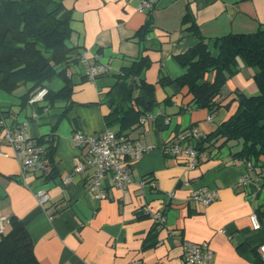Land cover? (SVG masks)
<instances>
[{"label":"crops","instance_id":"crops-1","mask_svg":"<svg viewBox=\"0 0 264 264\" xmlns=\"http://www.w3.org/2000/svg\"><path fill=\"white\" fill-rule=\"evenodd\" d=\"M141 1L63 0L72 10L73 41L89 61L105 64L108 71L88 79L80 62L73 65L74 104L63 116L65 102L31 120L27 115L33 113L32 106L7 117L13 124L27 120L33 139L52 133L57 148L52 161L56 175L47 177L50 166L22 174L12 147H0V215L8 218L3 233L9 230L10 217L22 220L40 264H184V240L208 241L216 264H264L258 250L264 243V186L256 180L255 196L246 195L238 182L246 173L245 163L232 158L224 146L188 167L181 154H164L160 147L170 140L191 144L188 133H208L225 120L236 102L211 115L206 108L189 106L192 94L187 88L169 97L172 88L158 82L162 73L174 78L185 72L174 56L198 41L195 34L181 30L185 12L192 14L209 50L216 54L217 37L264 29V0H154L152 8L140 11ZM149 18L150 29L140 39L137 31ZM144 55L149 65L139 76L154 84L149 96L155 102L154 117L145 126L139 124L130 137L143 139L154 148L132 163V182L124 193L105 183L106 196L96 198L86 187L85 172L64 184L62 178L72 169L73 156L78 153L71 141L74 126L93 133L106 128L103 115L108 107L88 103L98 102L115 83L116 75ZM254 84L248 67L241 66L226 81L218 100L233 96L235 87L254 93ZM62 85L55 77L47 88L57 90ZM19 103L18 96L0 90V108H15ZM145 175L151 184L140 186L138 181ZM199 187L215 191L207 205H197L190 198ZM37 188L49 193L46 205L38 203ZM145 207L160 212L163 222L155 225L151 215L140 216ZM253 212L259 215L258 229L250 221ZM152 229L157 242L148 246L145 241Z\"/></svg>","mask_w":264,"mask_h":264},{"label":"trees","instance_id":"trees-1","mask_svg":"<svg viewBox=\"0 0 264 264\" xmlns=\"http://www.w3.org/2000/svg\"><path fill=\"white\" fill-rule=\"evenodd\" d=\"M72 18V10L63 0H0V90L20 99L17 108H0V117L7 121L8 116L32 106L34 114L27 115L31 120L58 102H65L60 115L63 116L73 106L72 66L79 62L83 49L73 41ZM149 20L137 31L140 39L150 29ZM182 26V31L198 37L194 45L174 56L186 70L174 78L162 73L158 82L172 88L169 97L187 88L192 94L189 106L206 108L211 115L218 108H229L233 101L236 102L225 120L208 133L190 138L186 135L197 150L198 163L227 146L232 158L249 163L243 175L264 186V29L219 36L216 38L217 53L212 54L207 38L188 11L183 15ZM148 65L145 55L132 61L116 75L115 83L98 102L88 103L108 107L103 119L106 128L117 135L132 138L130 134L138 128L140 116L152 111L155 105L149 98L154 84L139 76ZM241 66L250 70L257 91L247 93L235 87L233 96L218 100L226 81L237 74ZM55 77H59L63 85L57 90L47 88L48 82ZM42 89V97L30 101ZM35 140L47 144L46 167L50 166L47 177L55 176L52 161L57 145L53 134L41 135ZM146 178L147 175L142 177ZM140 213V216L148 215L141 210ZM9 222V230L2 232L0 237V264H40L24 222L14 216ZM159 223L154 221L155 225ZM153 230L147 235L145 245L156 244ZM259 258L262 260L260 255Z\"/></svg>","mask_w":264,"mask_h":264},{"label":"built area","instance_id":"built-area-1","mask_svg":"<svg viewBox=\"0 0 264 264\" xmlns=\"http://www.w3.org/2000/svg\"><path fill=\"white\" fill-rule=\"evenodd\" d=\"M154 0H142L137 9L142 11L145 8H152ZM79 62L84 67V75L88 79H94L98 75L105 74L108 68L101 62L89 61L86 53L83 51ZM44 90H39L30 98V101L38 100L42 97ZM154 117L152 111H149L139 118V124H145ZM143 131L145 127L142 128ZM196 136L194 133H188V137ZM71 141L78 149V153L73 156L72 169L63 176L62 182L69 183L72 179L86 173V187L96 198L106 196V187L110 186L119 189L124 193L130 185L131 165L134 161L141 158L145 152L154 148L140 138H128L125 135H117L110 128H105L101 133L87 132L74 128L71 134ZM10 145L14 156L19 160L21 172H36L46 167V143H38L31 138L28 131V121L24 120L17 124L8 123L5 118L0 117V147ZM164 154H181L184 157L185 164L188 167H195L198 163L197 150L192 145H184L181 141H166L160 145ZM245 166H249L246 163ZM239 184L244 187L248 197L255 196L257 192L256 182L246 175H242ZM140 186L151 184L146 179L138 181ZM35 196L40 205H46L50 200V195L42 188H37ZM215 196V191L206 187H199L192 191L190 198L200 206L207 205ZM143 213L151 215L154 221L163 222V216L158 211H152L148 207L141 210ZM8 221L5 215H0V232L4 230V224ZM250 221L254 229L260 227V219L253 212L250 215ZM182 259L184 264H216L214 262V253L208 241L195 242L184 240L182 242ZM259 253L264 260V243L259 245Z\"/></svg>","mask_w":264,"mask_h":264},{"label":"rangeland","instance_id":"rangeland-1","mask_svg":"<svg viewBox=\"0 0 264 264\" xmlns=\"http://www.w3.org/2000/svg\"><path fill=\"white\" fill-rule=\"evenodd\" d=\"M51 80H52V79H51ZM51 80H50V81H51ZM50 81H49V82H50ZM49 82H48V83H49ZM254 83H255V82H254ZM254 85H255V84H254ZM254 87L256 88V85H255ZM248 91H250V89H248ZM14 107L17 108L18 106H14Z\"/></svg>","mask_w":264,"mask_h":264},{"label":"water","instance_id":"water-1","mask_svg":"<svg viewBox=\"0 0 264 264\" xmlns=\"http://www.w3.org/2000/svg\"><path fill=\"white\" fill-rule=\"evenodd\" d=\"M32 138V137H31Z\"/></svg>","mask_w":264,"mask_h":264}]
</instances>
